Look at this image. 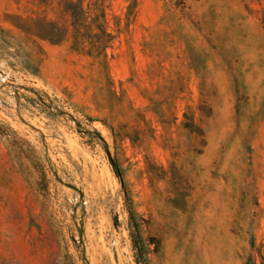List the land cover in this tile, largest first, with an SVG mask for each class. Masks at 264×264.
<instances>
[{"label": "rangeland", "instance_id": "374dc122", "mask_svg": "<svg viewBox=\"0 0 264 264\" xmlns=\"http://www.w3.org/2000/svg\"><path fill=\"white\" fill-rule=\"evenodd\" d=\"M0 264H264V0H0Z\"/></svg>", "mask_w": 264, "mask_h": 264}, {"label": "trees", "instance_id": "16d2710c", "mask_svg": "<svg viewBox=\"0 0 264 264\" xmlns=\"http://www.w3.org/2000/svg\"><path fill=\"white\" fill-rule=\"evenodd\" d=\"M68 7H70V8H75V7H73V5H72V2H68V5H67ZM74 11H73V17H74V24L76 25V27L78 28V30L79 29H81L82 28V26H81V22H82V15H83V13H82V11H81V9H73ZM101 17H103V14L101 15ZM98 20H99V17L98 16H96V17H94V18H92L91 19V22L92 23H94V22H98ZM97 29H98V31H99V33H100V39L101 38H103V37H105V38H107V41H105L106 43L104 44V43H102V41H98V42H96L95 44H94V47H92V49L94 50V51H96V52H99V54L101 53L102 54V51L106 48V44L108 43V41H109V39L111 38V36H110V34H108V33H106L105 32V30H103V28H102V26L101 25H99V26H97ZM77 44V43H76Z\"/></svg>", "mask_w": 264, "mask_h": 264}]
</instances>
